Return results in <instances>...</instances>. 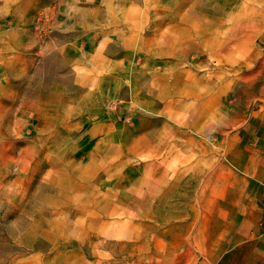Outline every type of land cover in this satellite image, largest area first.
Returning a JSON list of instances; mask_svg holds the SVG:
<instances>
[{"label":"rangeland","instance_id":"374dc122","mask_svg":"<svg viewBox=\"0 0 264 264\" xmlns=\"http://www.w3.org/2000/svg\"><path fill=\"white\" fill-rule=\"evenodd\" d=\"M263 125L264 0H0V264H217Z\"/></svg>","mask_w":264,"mask_h":264},{"label":"crops","instance_id":"0c3cea01","mask_svg":"<svg viewBox=\"0 0 264 264\" xmlns=\"http://www.w3.org/2000/svg\"><path fill=\"white\" fill-rule=\"evenodd\" d=\"M261 130V137L264 138V127ZM253 152L255 157L261 156L264 164V148H255ZM251 164L245 163L244 171L251 170ZM259 208L262 223L259 226L239 225V236L229 238V245L223 250L217 264H264V193L259 199ZM223 243L225 245L226 240Z\"/></svg>","mask_w":264,"mask_h":264}]
</instances>
